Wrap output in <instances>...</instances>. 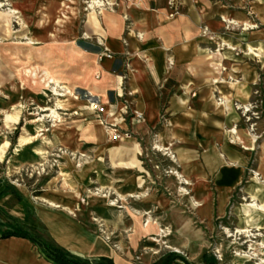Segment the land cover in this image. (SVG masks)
<instances>
[{
	"label": "crops",
	"instance_id": "0c3cea01",
	"mask_svg": "<svg viewBox=\"0 0 264 264\" xmlns=\"http://www.w3.org/2000/svg\"><path fill=\"white\" fill-rule=\"evenodd\" d=\"M179 2L180 13L173 17L166 0H121L116 11H98L97 21L88 19L83 28L91 42L67 52L68 86L85 90L110 113H119L127 104L144 115L141 123L130 118L118 124L131 136L109 149L112 167L145 173L139 157L143 141L152 140L155 150L171 154L182 184L191 185L190 194L179 197L208 230L216 220L237 216V209L230 210L232 201L247 171L256 170L259 177L243 192L251 200L241 214L246 226V218L252 217L258 221L255 230L264 231V130L255 142L256 137L239 128L237 112L243 110L239 105L250 104L258 83L264 94V80L258 81V71H264V0ZM137 185L142 187L141 178ZM22 197L16 206L24 209L12 217L24 221L33 213L59 247L90 264H168L166 258L173 254L178 256L173 264L223 262V256L209 254L203 231L194 229L184 212H171L164 197L141 194L155 202L148 210L121 207L130 226L123 222L124 215L114 213L121 233L117 249L67 210L43 201L45 205L34 209ZM173 227L176 243L170 245ZM250 229L243 227L236 234ZM169 245L178 251L170 252ZM0 264L53 263L29 240L2 239L0 233Z\"/></svg>",
	"mask_w": 264,
	"mask_h": 264
},
{
	"label": "rangeland",
	"instance_id": "374dc122",
	"mask_svg": "<svg viewBox=\"0 0 264 264\" xmlns=\"http://www.w3.org/2000/svg\"><path fill=\"white\" fill-rule=\"evenodd\" d=\"M95 1L0 0V188L4 185L14 188L34 209L38 204L47 203L67 210L105 241L109 236L110 243H106L112 247L121 241L115 214L124 215L123 222L130 226L126 214L120 213L121 207L130 212L152 209L155 202L149 203L140 195L154 194L167 200L171 212H184L192 220V227L203 231L209 254L223 256L221 264H261L259 258H263L258 246L264 242V231L255 230L258 221L252 217L246 218L249 227L246 226L241 214L251 200L243 192L259 177L254 175L256 170L247 171L232 201L230 210L237 209V216L216 220L208 230L204 223L194 219L188 201L179 197V194L189 195L191 185L182 184L171 154L155 150L152 140L143 141L139 157L145 173L112 167L109 149L118 142L109 138L106 128L111 124L118 126L114 121L117 117L109 120L93 111L86 91L68 86L67 82L70 75L67 52L74 47L85 48L86 42H91L86 41L85 22L88 19L96 22L98 11H116L117 1L121 0H101L103 7L90 8ZM166 1L173 12L171 0ZM233 28L243 30L242 26ZM258 73V81L263 82L264 71ZM51 79L60 83V89L55 88L57 92L50 84ZM262 92L258 83L250 104L239 105L243 110L237 111L241 118L239 128L249 131L252 139L256 137L255 142L264 130ZM130 115L131 110L126 123ZM117 130L125 132L119 127ZM126 132L131 136L129 130ZM240 146L243 148V144ZM138 178L143 180L140 189ZM56 199L65 205L54 202ZM17 200L14 195L0 199V221L6 222V214L20 213L22 205L16 206ZM149 222L153 224L156 220ZM171 222L169 219L166 223ZM243 227L251 228L249 231L255 237L236 234ZM173 235L174 232L170 245L176 243ZM170 245L166 248L174 252L176 248ZM250 245L254 251H250ZM243 253L249 259L237 255ZM182 254L188 256L185 252Z\"/></svg>",
	"mask_w": 264,
	"mask_h": 264
},
{
	"label": "trees",
	"instance_id": "16d2710c",
	"mask_svg": "<svg viewBox=\"0 0 264 264\" xmlns=\"http://www.w3.org/2000/svg\"><path fill=\"white\" fill-rule=\"evenodd\" d=\"M7 195H14L18 197L17 203L23 200L14 188L10 186H3L0 188V199ZM6 222L0 221L1 238L6 239L10 237H20L29 240L41 254L53 264H90L80 258H76L59 247L48 235L45 227L38 221V218L31 212L24 221H20L10 214L5 215ZM178 256L176 254L170 255L166 258L168 264H173Z\"/></svg>",
	"mask_w": 264,
	"mask_h": 264
},
{
	"label": "built area",
	"instance_id": "2783aa9c",
	"mask_svg": "<svg viewBox=\"0 0 264 264\" xmlns=\"http://www.w3.org/2000/svg\"><path fill=\"white\" fill-rule=\"evenodd\" d=\"M169 5H170L171 8H175V10L177 9V11L174 10L172 12L170 17H173L176 14L178 15V7L180 5V2L178 0H171ZM206 31L207 30L204 29V31H203L204 35H207ZM90 98H91V100L89 101V103H90L91 109L93 111H96V112L102 114L103 117H105V119L106 118L109 119V118H112V117L116 116L117 119L114 120L116 123H126L127 117L129 115V111L131 110L129 105L124 104V106L122 107V109L120 110L119 113H110L107 110V105L101 104V102H99L98 100L94 99L93 97H90ZM109 106H112V105H109ZM130 118H133L135 123H141L144 120V115L142 113L138 112V111L131 110ZM109 120H111V119H109ZM117 127H118L117 125L111 124V126L109 128H106V133H107V135L109 136V138L112 141L121 142L125 138L129 137L128 132L125 131V132L121 133L119 130H117ZM256 174L257 173L255 172L254 175L256 176ZM100 228H103V226H100ZM106 241L108 243H110V237L109 236L106 237ZM118 246L119 245H114L113 248L117 249Z\"/></svg>",
	"mask_w": 264,
	"mask_h": 264
},
{
	"label": "bare ground",
	"instance_id": "6f19581e",
	"mask_svg": "<svg viewBox=\"0 0 264 264\" xmlns=\"http://www.w3.org/2000/svg\"><path fill=\"white\" fill-rule=\"evenodd\" d=\"M89 7L90 8H92V7H103V3L101 2V0H97V1H95V2H92V4H90L89 5ZM254 28V27H253ZM52 81H50V84H53L54 86H53V90L54 91H56L57 92V90L55 89L56 87H57V89L59 88L60 89V87H59V82L58 81H55V79H51ZM62 89V88H61ZM69 93H71L70 91L68 92V94ZM234 133H235V131H234ZM178 174V173H177ZM256 176H258L257 174H256ZM182 191H184V189H182ZM134 197H136V196H134ZM52 205V204H51ZM251 205H253V203L251 204ZM250 206V205H249ZM228 233H230L229 231H227ZM237 233H240V234H246V237L248 238V237H254V234H251V231H249V230H244V231H239V232H237ZM152 241L153 242H157V241H155L154 239H152ZM261 246L264 248V245L263 244H261ZM169 248V247H168ZM249 249H250V251H254L255 250V248H254V246L253 245H250L249 246ZM176 251H178V249H175ZM237 255H239L240 257H242V258H248L249 259V257L246 255V254H237ZM261 261V264H264V260H260Z\"/></svg>",
	"mask_w": 264,
	"mask_h": 264
}]
</instances>
